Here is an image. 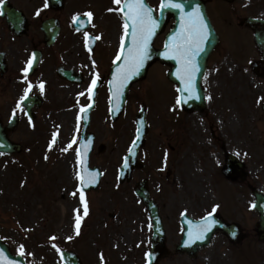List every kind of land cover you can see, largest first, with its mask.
I'll use <instances>...</instances> for the list:
<instances>
[{
  "label": "rangeland",
  "instance_id": "374dc122",
  "mask_svg": "<svg viewBox=\"0 0 264 264\" xmlns=\"http://www.w3.org/2000/svg\"><path fill=\"white\" fill-rule=\"evenodd\" d=\"M240 41V54L229 40L228 47L210 59L203 78L206 106L202 111H182L175 88L158 71L161 69L150 70L144 81L131 87L128 112L133 117L140 103L147 105L150 130L144 155L139 153L145 166L135 169L131 180L123 184L117 183L116 175L131 138L132 118L126 112L111 123L103 107H97L89 127L95 133L89 160L103 176L99 187L85 196L89 214L83 218L78 236L75 210L80 209L83 215V206L79 193L73 196L72 192L77 191L78 183L79 105L85 101V95L79 94L86 90L47 80L48 85L40 91L47 100L30 122L17 107L15 91L0 87L3 123L12 113L20 114L9 137L21 144V151L0 155V239L10 251L19 254L20 245H24L22 257L28 264H64L62 249L76 251L83 264H144L151 224L132 193L134 183L143 178L159 204L170 250L180 238L178 216L182 211L197 218L208 212L209 205L218 206L225 218L249 224L252 215L245 201L250 187L264 191V115L260 109L264 82L254 76L248 64L256 57L254 45L245 35ZM109 42L107 36L105 44ZM107 58L100 55L99 63L105 66ZM84 61L87 64L86 57ZM45 66L36 79L48 77ZM100 95L98 101H107L105 91ZM56 132V144L49 150ZM73 139L72 148L62 151ZM100 143L106 145V151L98 154ZM165 143L166 149H171L169 157ZM227 152L243 161V180L222 174ZM69 236L73 238L69 240ZM244 246L238 250V245L218 234L195 258L173 253L158 264H264L263 248Z\"/></svg>",
  "mask_w": 264,
  "mask_h": 264
},
{
  "label": "flooded vegetation",
  "instance_id": "af4514ba",
  "mask_svg": "<svg viewBox=\"0 0 264 264\" xmlns=\"http://www.w3.org/2000/svg\"><path fill=\"white\" fill-rule=\"evenodd\" d=\"M160 2L161 0H147V4L154 10L159 7ZM45 4L48 5L47 0H4L3 10L0 12V87L13 89L18 99L25 93L29 83L32 84V93H36L35 87L38 84L36 75L42 74L41 69L44 65L48 73V77L44 80L74 85L71 81L59 79L57 70L62 68L75 72L76 75L73 73L71 76L73 81L78 79L77 75L80 74L82 84H87L90 69L84 57H96L99 62L100 55H114L123 35L121 15L108 11L109 8L117 7L113 0H65L60 9L49 5L45 7ZM205 7L219 37L218 46L213 54L226 48L228 38L234 39L237 35H241L242 31H245L247 35H252L255 31L264 33V0H247L245 3L240 0H205ZM89 11L93 13L90 23L83 15ZM37 12L39 15L36 14ZM77 15L85 18L86 22L84 27L80 26L79 31L73 25V17ZM247 17L262 19L263 24L260 21L252 22L253 26L249 27L243 23ZM46 22H50L47 27L44 25ZM172 25V19L161 21L159 34L154 40L156 47L161 46ZM54 32H57L54 43L50 46L45 45L46 33ZM85 32L90 37L87 46ZM97 36L100 39H92ZM107 36L111 37L108 45L105 44ZM89 47L92 49L91 52L88 50ZM36 51L41 52L39 68L33 74L27 73L25 78L24 69L28 67V61ZM260 58V51L257 50L254 69L259 80L264 79V67L260 64ZM96 66L100 76L104 77L107 72L106 64L103 66L98 63ZM254 204V197L250 196L245 205L250 208L252 215L248 226L235 222L240 226L241 243H256L264 248V242L258 241L257 224L260 217L253 208Z\"/></svg>",
  "mask_w": 264,
  "mask_h": 264
},
{
  "label": "snow or ice",
  "instance_id": "6c2138e0",
  "mask_svg": "<svg viewBox=\"0 0 264 264\" xmlns=\"http://www.w3.org/2000/svg\"><path fill=\"white\" fill-rule=\"evenodd\" d=\"M4 0H0V12L3 10ZM113 3L117 5L115 8H109V12L119 13L122 17L123 35L120 39L119 51L116 54L114 63L117 64L116 71L113 74V78L110 81V92L112 94V103L114 104V110L119 108L120 101L123 97L124 89L127 87L129 82L133 77L140 74L141 69L144 68L146 61L150 58V45L152 38L156 35V30L160 26V20L153 16V9L146 3V0H113ZM48 5L45 4V7ZM175 8L181 10V26L180 29L175 32L167 41L164 46V52L162 55L167 58L174 59L179 64L177 68V76L180 80L184 82L185 89L183 91H193V82L195 75L198 71L196 64V57L200 53L204 52L205 44L211 35L209 31V25L204 18L203 13L200 11L199 6L192 9L190 12L183 11V5L181 3H176L174 0H162L161 9ZM39 15V12L36 13ZM87 17V22L90 23L93 18V13L91 11L83 14ZM73 21L79 24L81 27L85 26V20H82L79 15L73 17ZM80 30L79 28L77 29ZM85 42H87L90 37L87 32L84 33ZM92 39L98 40L99 36ZM130 40V44L127 42ZM127 44V46H126ZM92 51L91 47L88 49ZM35 60V54H33L32 59L28 61V67L24 69L25 78L29 69ZM95 64V61H93ZM100 79L99 72L95 73L92 83L88 88L89 99L95 94L94 89L96 88L98 81ZM40 91H44V84L39 85ZM32 84L29 83L28 88L25 89L24 96L21 97L20 102L17 107L20 108L25 100L28 99V94L31 91ZM83 96L85 93H80ZM182 99V98H181ZM264 99V98H262ZM181 102L180 99L177 100V104ZM92 107L89 103L87 106H82L80 111L82 114L87 113L88 109ZM15 114V113H14ZM80 119V117H78ZM29 120L31 117L29 116ZM58 132L53 133L52 140L49 143V150L56 144ZM139 132L136 136V140H139ZM75 139L67 145L62 151L67 152L72 148L75 143ZM136 148V141H133L132 147L129 148V152L134 155V150ZM87 147L85 146L83 152L80 149L76 150L77 163L80 166L75 173V179L78 182L77 191H73L72 195L76 196L79 193L80 202L83 206V215L80 214V209H76L75 217V233L80 235L81 223L84 217L89 214V205L85 197V187L94 185L98 182L99 173L90 170L87 167V162L84 158V153H86ZM47 159V156H45ZM128 166V157L124 159V167ZM218 207V206H217ZM215 208L213 209V212ZM212 213L210 212L208 216L204 217L201 221V227L196 230L195 239H204V234L211 230V227L216 223L211 219ZM191 223V222H190ZM189 237H193L192 231L189 232ZM73 237L69 236L68 239L71 240ZM50 239H56L51 237ZM19 254L23 256L24 245H20ZM101 261L104 260L103 254H101ZM0 264H15L14 261L9 260L4 254L3 250L0 249Z\"/></svg>",
  "mask_w": 264,
  "mask_h": 264
},
{
  "label": "water",
  "instance_id": "95a60500",
  "mask_svg": "<svg viewBox=\"0 0 264 264\" xmlns=\"http://www.w3.org/2000/svg\"><path fill=\"white\" fill-rule=\"evenodd\" d=\"M181 2L185 3V9H183L184 12H189L190 10V7L191 5H188L190 3H193V2H199V0H180ZM187 4V5H186ZM202 8V11L204 13V9H203V6H201ZM174 16H176L174 14ZM179 18L181 19V10H180V14H179ZM180 26H181V21H180ZM257 44L259 46L262 47V43L260 41L259 38H256L255 39ZM213 44H214V41H208L207 42V46H205V50L204 52L200 53L199 56L196 57V64H197V67H198V71L195 75V78H194V82H193V91H183L185 89V85L182 84L181 88H180V100L181 101H185L186 104H188V106L186 105V108H190V104L192 103L193 105L195 106H200V108L203 107V92L202 90L200 89L199 87V80H200V77L203 73V70L205 68V65H206V59H207V56L208 54L211 52V50L213 49ZM150 58L147 60V66L150 64V62H152L155 58H160V56L155 53L154 51H152L150 49ZM146 69L147 67L144 66L143 69H141L140 71V74L138 76H135L133 77V79L129 82V84L127 85V87L124 89V92H123V97L120 101V104H119V108L114 110V104L111 103V110H113L115 112V114H117L119 112V110L121 109L125 99H126V93L129 89V86L132 82L136 81V80H139L141 78H143L145 76V73H146ZM172 76V73L169 74V77ZM174 79V78H173ZM176 81H179L180 83H184L182 80H180L176 74V79H174ZM111 97H112V94H111ZM182 98V99H181ZM112 101V100H111ZM191 101V103L189 102ZM196 101V102H195ZM25 105H26V101H24ZM90 109H88L87 112H89ZM87 121L88 119L86 120V124H87ZM16 124V119L13 118V120H11V122L9 123V125L5 128H2L1 127V123H0V152H13L15 150H18V146L17 145H14L13 143H11L8 139H7V131L12 129L14 127V125ZM136 141V148L134 150V155L132 154V157H135L136 155V152H137V149L138 147L140 146L141 144V140H135ZM92 145H93V137L91 135L88 136V139L81 142L80 144V147L79 149L83 152V149L84 147L86 146L87 147V151L86 153H84V158L87 162V167H88V155L92 149ZM129 168L127 167H124V165L121 167L120 169V177H119V180L120 181H123L124 179V176L128 174L129 172ZM92 171H95V172H98V169L95 168L94 170ZM99 173V172H98ZM99 177H100V173H99V176H98V182H99ZM98 182L94 185H91V186H86L85 189H90V188H96L97 185H98ZM137 194L138 196L144 200V202L146 203V205L148 206V209H149V213L151 215V217L153 218V221H154V236H153V251H151L148 255V264H156V259L159 258L164 252H165V249L163 248V240H164V235L163 233L161 232V226H160V221H159V218H158V214H157V208H155V206L151 205V202L150 200H148L147 198V195H146V189L144 186H141L138 190H137ZM202 221V220H201ZM184 222H186V236H183V242H182V245H179L177 246V250L181 251V252H186L189 256H192L195 252V250L197 249V247L199 246H202L204 244H206L208 242V239H210L211 237V234L210 232H206L204 234V239L202 240H199V239H195V234H196V230H194L193 228V225L192 224H189V222H187L185 219H184ZM219 228V226L217 227ZM225 229V228H224ZM192 231L193 233V237L190 238L189 237V232ZM194 242V245L192 248H189V244H192ZM189 245V246H188ZM0 249L3 250L4 254L7 256V258L9 260H12L15 262V264H25L24 261L19 257H12L7 248L0 243ZM64 255H65V261L68 263V264H80L79 262V259L78 257L73 254V253H69V252H64Z\"/></svg>",
  "mask_w": 264,
  "mask_h": 264
},
{
  "label": "bare ground",
  "instance_id": "6f19581e",
  "mask_svg": "<svg viewBox=\"0 0 264 264\" xmlns=\"http://www.w3.org/2000/svg\"><path fill=\"white\" fill-rule=\"evenodd\" d=\"M205 196H206V194H205Z\"/></svg>",
  "mask_w": 264,
  "mask_h": 264
}]
</instances>
